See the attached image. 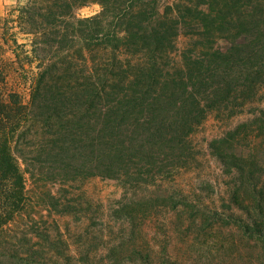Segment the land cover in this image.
<instances>
[{
	"label": "trees",
	"instance_id": "1",
	"mask_svg": "<svg viewBox=\"0 0 264 264\" xmlns=\"http://www.w3.org/2000/svg\"><path fill=\"white\" fill-rule=\"evenodd\" d=\"M45 1L27 0L15 9L17 17L0 20V264H56L38 249L36 221H26L28 208L44 206L51 195L29 193L28 180L39 187L100 176L140 188L169 158L183 156L187 138L210 109L240 104L264 86L262 9L232 12L223 6L212 14L222 21L202 23V37L221 38L229 46L221 51L197 42L201 50L184 55L183 88L172 99L158 94L156 82L179 30L167 25L166 11L153 24L160 17L154 7L134 11L130 7L139 0H103L100 15L75 20L74 9L85 0ZM108 14L112 25L104 28ZM77 22L95 24L81 32ZM18 33L30 35V42L18 43ZM92 45L109 46L110 55L98 61L90 56L96 62L89 69L81 53ZM11 81L26 83L27 102ZM257 122L253 136L264 142V118ZM247 133L227 132L211 149L252 182L261 167L250 153L237 150L249 147ZM255 214L253 225L263 233L264 214Z\"/></svg>",
	"mask_w": 264,
	"mask_h": 264
},
{
	"label": "rangeland",
	"instance_id": "2",
	"mask_svg": "<svg viewBox=\"0 0 264 264\" xmlns=\"http://www.w3.org/2000/svg\"><path fill=\"white\" fill-rule=\"evenodd\" d=\"M101 1L85 0V4L74 9V19L85 20L100 15L104 10ZM130 1L119 0L115 5ZM114 2L109 0L108 3ZM26 3L27 0H15L0 13V20L7 14L11 18L17 17L15 9ZM48 3V0L43 2L44 5ZM223 6L230 7L232 12L264 11V0H139L130 7L134 11L154 7L155 16L160 17L153 24L166 11L163 16L166 24L174 23L179 28L172 36L174 49L166 54L168 65L165 58L162 65H157L159 95L165 94L172 99L181 95L184 55L194 48L195 52L201 50L197 42L221 51L228 48L229 43L221 38L200 35L202 23L222 21L218 17L212 18V14ZM108 15L104 17V28L112 25V17ZM93 23L77 22L74 28L85 32L94 27ZM29 36L18 33V43H29ZM81 54L87 58L86 65L90 69L98 61L96 57L107 58L110 49L109 46L92 45L84 47ZM93 55L96 61L90 58ZM76 58L79 57L76 55ZM162 71L167 73L163 78ZM162 79L165 81L160 84ZM9 84L19 90L27 102L26 83L11 81ZM204 118L187 138L183 156L169 158L162 172L154 177L147 176V182L140 188L100 176L76 178L65 184L46 183L39 187L28 180L25 189L29 193L45 191L51 195L45 197L44 206L38 205L34 211L28 208L30 215H26L28 226L35 221L38 225L40 238L36 242L46 262L264 264V232L259 233L253 225L255 212L264 214V142L261 137L253 136L256 133L253 126L258 123V118H264V86H257L253 95L240 104L229 101L225 108L210 109ZM230 131L248 132L249 147L237 150L250 153L261 167L262 173L257 172L260 167L254 169L257 172L255 181H246L234 167L227 168L221 157L212 151L211 142Z\"/></svg>",
	"mask_w": 264,
	"mask_h": 264
},
{
	"label": "crops",
	"instance_id": "3",
	"mask_svg": "<svg viewBox=\"0 0 264 264\" xmlns=\"http://www.w3.org/2000/svg\"><path fill=\"white\" fill-rule=\"evenodd\" d=\"M14 2L15 0H0V13H2L6 7L14 4Z\"/></svg>",
	"mask_w": 264,
	"mask_h": 264
}]
</instances>
